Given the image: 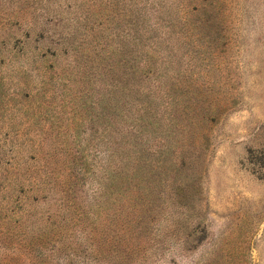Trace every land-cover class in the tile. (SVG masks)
Listing matches in <instances>:
<instances>
[{
	"label": "rangeland",
	"instance_id": "obj_1",
	"mask_svg": "<svg viewBox=\"0 0 264 264\" xmlns=\"http://www.w3.org/2000/svg\"><path fill=\"white\" fill-rule=\"evenodd\" d=\"M0 264H264V0H0Z\"/></svg>",
	"mask_w": 264,
	"mask_h": 264
},
{
	"label": "trees",
	"instance_id": "obj_2",
	"mask_svg": "<svg viewBox=\"0 0 264 264\" xmlns=\"http://www.w3.org/2000/svg\"><path fill=\"white\" fill-rule=\"evenodd\" d=\"M154 2H155V0H154ZM154 5V4H153ZM145 23H144V21L142 20V18L140 17L139 18V20H138V23H137V25H138V27H139V31L140 32H147V29L145 28V25H144Z\"/></svg>",
	"mask_w": 264,
	"mask_h": 264
}]
</instances>
